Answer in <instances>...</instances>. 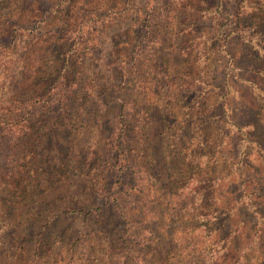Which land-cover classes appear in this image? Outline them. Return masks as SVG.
<instances>
[{
  "label": "rangeland",
  "instance_id": "374dc122",
  "mask_svg": "<svg viewBox=\"0 0 264 264\" xmlns=\"http://www.w3.org/2000/svg\"><path fill=\"white\" fill-rule=\"evenodd\" d=\"M218 1L254 43L209 28L217 0H68L22 28L0 6V264H264V2ZM210 184L252 202L230 260Z\"/></svg>",
  "mask_w": 264,
  "mask_h": 264
},
{
  "label": "trees",
  "instance_id": "16d2710c",
  "mask_svg": "<svg viewBox=\"0 0 264 264\" xmlns=\"http://www.w3.org/2000/svg\"><path fill=\"white\" fill-rule=\"evenodd\" d=\"M62 1H68V0H30L29 2H26L24 0H0V6L7 8L5 15H9V13L11 12L15 14V18L12 20L13 22L11 24H13L14 27L19 26L22 28L23 26L28 25L29 23L35 20L43 21L42 18L44 17V14L53 8L57 10L61 6ZM262 1L264 2V0ZM44 5H46L45 8ZM210 10H217V11L214 12V14L212 15L214 20L210 21L209 28L216 29L217 33H220V35L222 36L223 39L222 38L221 39L224 40V42L230 37V35L234 36L237 39L246 40V42H249L250 44L255 42L256 39L255 36H257V34L251 30L252 28H250L249 25L238 24L236 25L235 29L230 30L229 32L226 33L227 28L225 25H228L230 21L227 15H222L220 13L221 10L219 7L218 0L216 4L210 8ZM222 17H223L222 23L218 24L217 20ZM9 20H10L9 17L0 19V36L6 33L5 29L3 28L7 25V22ZM44 25L48 27L50 25L52 29L55 28L57 31L55 25L58 26V28L65 29V27L67 28V26L71 24L69 22L65 23L64 20L62 21L60 20L57 21V23L44 22ZM43 36L44 35L41 34L39 37L35 38L34 43L31 44L28 43L27 44L28 46L26 45L25 47V53L27 51L29 52L32 51L31 53H33L34 51L35 60L38 63L39 61H41L42 57L46 53H49L48 48L50 47V44L53 43V41H58L56 34H49L47 35L46 38H43ZM252 40H254V42H251ZM50 54L53 57V59H56L57 56L54 51L53 52L50 51ZM22 58L26 60V62H24L22 66V68L25 70V74L23 75L21 82L22 84L24 83V85L28 83V85L30 86L31 80L36 78L37 74L43 73V70L42 69H37L35 71L31 70L30 64L27 63L28 58L27 57H22ZM228 81L229 78L227 75H225L224 82L227 84ZM222 105L223 104L219 106V109L221 108ZM226 116L223 119V121H224V126L225 125L228 126L227 127L228 131H226V133L224 134L228 135L229 132L234 134L236 136V137L232 136V139H235L234 143L236 144L237 147H239L240 153H244L243 149L245 148V144L246 142H249L248 138H246V135H248L249 130L252 128L251 124L248 123L244 125H239L229 120L228 115ZM27 143H28V139H23L20 140L19 144L15 145V147L26 148ZM262 156L264 157V155ZM222 178L224 177L216 178V180H213V182L221 180ZM207 190L208 191H207L206 200L203 202L202 206L200 205V208L205 211L203 214L204 218L206 219V221L209 222V226H210V229L207 231L208 232L207 234L210 238V241H212V243H218L220 241L224 243L228 242L229 246L227 247V253L225 254V257L229 258L230 260L233 252L238 251L235 242L239 238V234L240 236H242V238L245 239L247 238V234H249L250 230L248 227H246L248 223L247 219L246 218L240 219V217H241V209L244 206L252 205V202L250 198H247L246 203H244L243 201L241 202L243 195L234 197L229 191L224 190L222 186L212 189V184H210L207 185ZM251 207L252 206H250V208ZM183 211H185V208H183ZM221 214H223V218L221 219L223 223L221 222L218 225L211 226V224H214L212 220L213 221L217 220ZM237 218L241 223L240 226L238 227L236 226V224L235 225L231 224V220L234 219L235 221H237ZM82 220L88 221V218L84 217ZM222 245L225 246L224 244Z\"/></svg>",
  "mask_w": 264,
  "mask_h": 264
}]
</instances>
